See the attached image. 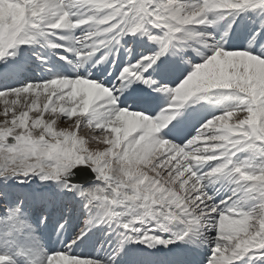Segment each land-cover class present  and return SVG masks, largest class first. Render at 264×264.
<instances>
[{
	"label": "snow or ice",
	"instance_id": "1",
	"mask_svg": "<svg viewBox=\"0 0 264 264\" xmlns=\"http://www.w3.org/2000/svg\"><path fill=\"white\" fill-rule=\"evenodd\" d=\"M255 8L264 9V0H0V59L38 37L66 49L62 60L71 52L78 64L102 63V50L116 51L126 35L146 36L157 46L118 67L117 85L79 73L15 87L0 82V177L57 181L85 207H98L86 226L115 222L129 239L172 243L158 231L180 226L175 240L191 236L210 246L203 264H235L249 254L264 258V47L225 48L212 33L198 30ZM77 28L79 36L67 35ZM188 48L201 55L190 69ZM161 69L174 72L178 83L154 79ZM134 82L143 92L167 94L155 117L122 106L120 96ZM210 95L225 105L222 111L201 117L183 143L166 138L171 129H161L179 109ZM244 152L249 155L238 160ZM83 169L100 183L85 187L86 180H74ZM220 180L234 188L217 203L205 189ZM3 195L8 203L0 209V244L27 264H109L73 251L84 228L61 249L47 251L28 205ZM47 220L45 210L36 224ZM0 264L16 262L0 252Z\"/></svg>",
	"mask_w": 264,
	"mask_h": 264
},
{
	"label": "rangeland",
	"instance_id": "2",
	"mask_svg": "<svg viewBox=\"0 0 264 264\" xmlns=\"http://www.w3.org/2000/svg\"><path fill=\"white\" fill-rule=\"evenodd\" d=\"M249 10H250V12H249ZM260 8H255V9H245V10H243V11H240L239 13H237V14H235V15H233L231 18H224V19H221V20H217L213 25H206V27L205 28H199L198 30H200V31H204V30H206V31H204V32H210V33H212V36L214 37V39L216 40V41H218V40H221L222 41V43H223V45H224V47L225 48H230V47H234L233 45H228V42L227 41H225V40H227V38H228V36H229V34H230V32H231V30L233 29L234 31L235 30H240V28H241V25L242 24H244L245 23V26L244 27H242L243 29H245V28H247V25H251V24H253L258 18H260ZM242 12V13H241ZM241 14V15H240ZM227 19H228V21H227ZM222 21V25H220V23H218V22H221ZM224 23H225V26H224ZM234 26H236V27H234ZM233 27V28H232ZM249 31V30H248ZM258 35V34H257ZM256 36V35H255ZM243 37H244V42H245V40L248 38V35H247V33H243ZM222 39H224V41L222 40ZM235 39V38H234ZM240 41V37H238L237 39H236V42H239ZM234 42H235V40H234ZM233 42V43H234ZM231 43H232V41H231ZM229 44H230V41H229ZM256 44V42H253V45H255ZM244 46V44L242 43L241 44V48ZM256 46V45H255ZM188 50H190L189 48H188ZM188 52H190V51H188ZM40 54H43L42 52H40ZM200 55V54H199ZM199 55H198V53L197 52H192L191 53V57L189 58V59H191V65L193 64H195V63H198V62H200V60H201V58L199 57ZM11 56V55H10ZM13 56H15V55H13ZM33 56H35V57H37L38 59L40 58L39 57V55L38 54H33ZM201 56V55H200ZM9 57V56H8ZM8 57H6V58H4V59H0V67H4V65H5V62L7 61V60H9L8 59ZM35 64L36 65H38L39 63L37 62V61H34L33 62V65L35 66ZM36 69V68H35ZM183 78V77H182ZM19 86V85H18ZM175 86V85H174ZM12 87H15V86H12ZM213 104H214V106H215V108L217 107V110H220L221 108H224V104H217V103H215V99H216V96L214 95L213 96ZM225 103H227V102H225ZM203 111H206V110H203ZM207 112V111H206ZM209 112V116H212L213 115V113L212 112H210V111H208ZM59 123V122H58ZM85 131H88L87 129H85ZM79 133V132H78ZM80 134V133H79ZM249 155V153H247V152H244V153H241V154H238V156H237V159L238 160H242V159H244L245 157H247ZM13 177H15V176H13ZM100 183V181H92L91 183H88V184H85V187H88V186H90V185H93V184H99ZM36 236H37V231H36ZM38 237V236H37ZM39 238V237H38ZM167 238V237H166ZM39 240H40V238H39ZM5 245H3V244H0V248H3ZM5 247H7V249L8 250H12V251H14L15 249L14 248H12L11 246H5ZM48 251V250H47ZM17 256H19L18 254H17ZM25 263H26V260H25Z\"/></svg>",
	"mask_w": 264,
	"mask_h": 264
},
{
	"label": "bare ground",
	"instance_id": "3",
	"mask_svg": "<svg viewBox=\"0 0 264 264\" xmlns=\"http://www.w3.org/2000/svg\"><path fill=\"white\" fill-rule=\"evenodd\" d=\"M203 28H205V27H203ZM81 31H82V29L81 28H77V29H75L73 32H71V33H68V35L69 36H72V37H75V36H79L80 34H81ZM205 31V30H204ZM246 32H248V31H246ZM245 32V33H246ZM256 36H257V34H256ZM256 36H254V38H253V42H256ZM133 41V40H132ZM135 43H137L138 44V47H140V48H143V49H145V48H147V49H150V47H147V46H145V42L144 41H142L141 39L139 40V41H135L134 43H132V45H131V49H130V52H131V50H132V47L134 46V44ZM55 52L56 51H59V52H64L63 51V49H55L54 50ZM187 51H189L188 49H187ZM21 58H23V57H21ZM20 58V59H21ZM41 62H43L44 64H46V62H44V61H41ZM6 66H8V65H10V63H6L5 64ZM79 68H76L75 70H74V73H79V74H81V75H85V76H89L90 78H95L96 77V75L98 74V70H96V68H97V63H94L93 61H91V60H88V61H85V62H83V63H79ZM187 67H188V65H187ZM19 69L20 68H17L16 69V73H18L19 72ZM44 70V69H43ZM43 72H45V71H43ZM73 73V72H72ZM52 75L50 76V78H52L53 76H56L57 74L56 73H51ZM182 78V77H181ZM120 100H122V96H120ZM123 103L125 104V102L123 101ZM209 112L207 111H201L198 115H195L194 117H193V119L191 120L192 121V123H195V125H190L189 126V128H190V131L191 132H194V129L195 128H198L199 126H200V123H202L203 122V120L201 119V117H203V118H207V117H209ZM34 192V191H33ZM29 195L31 194V193H28ZM23 197V196H22ZM26 197H29V196H27L26 195ZM99 215V211L96 213V215H95V218L97 217Z\"/></svg>",
	"mask_w": 264,
	"mask_h": 264
},
{
	"label": "water",
	"instance_id": "4",
	"mask_svg": "<svg viewBox=\"0 0 264 264\" xmlns=\"http://www.w3.org/2000/svg\"><path fill=\"white\" fill-rule=\"evenodd\" d=\"M90 170L88 169H83L80 170L79 174L77 177H74V180H76L77 182H84L85 180H88V177L91 176Z\"/></svg>",
	"mask_w": 264,
	"mask_h": 264
}]
</instances>
